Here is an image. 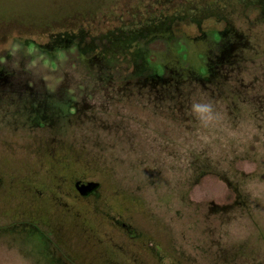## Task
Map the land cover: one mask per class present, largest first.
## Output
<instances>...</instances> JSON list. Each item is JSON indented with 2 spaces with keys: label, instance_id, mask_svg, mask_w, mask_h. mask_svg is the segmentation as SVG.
<instances>
[{
  "label": "rangeland",
  "instance_id": "obj_1",
  "mask_svg": "<svg viewBox=\"0 0 264 264\" xmlns=\"http://www.w3.org/2000/svg\"><path fill=\"white\" fill-rule=\"evenodd\" d=\"M190 1L213 5L165 0L163 10ZM161 3L0 0V230L15 226L0 232V264H53L40 235L28 231L39 219L49 220L55 237L79 232V250L86 233L96 234L85 251L93 264H132L122 253L134 247L126 239L142 243L137 264H264V19L257 4L237 6L235 31L220 45L205 31L224 30V22L182 25L181 43H190L183 46L221 66L205 84H134L129 68L106 70L102 59L82 60L75 48L50 54L22 45L26 37L46 43L41 33L57 26L131 23ZM149 47L170 72L187 73L167 38ZM36 116L40 127L30 121ZM77 179L100 187L79 200Z\"/></svg>",
  "mask_w": 264,
  "mask_h": 264
},
{
  "label": "trees",
  "instance_id": "obj_2",
  "mask_svg": "<svg viewBox=\"0 0 264 264\" xmlns=\"http://www.w3.org/2000/svg\"><path fill=\"white\" fill-rule=\"evenodd\" d=\"M250 1L252 4L249 3ZM167 2H170V0H167ZM197 3L198 1H190L189 4L169 3L170 8L164 11L166 3L165 0H162V10L156 8L158 10H155V13L141 16V18L131 23L128 21L118 23V25L108 27L105 30H94L85 25L79 26L77 29H63L57 26L53 30L41 33V35H46V43L41 44L37 42L36 38L26 37L23 38L22 45L24 47L32 45L33 47L46 49L47 53L50 54L75 48L82 60L87 61L96 57L102 59L107 65L106 70L118 68V66L129 68L128 77L134 84L138 82L141 85L169 88V86H178L188 79L200 84L210 83L212 79L218 77L216 74H219L217 71H220L221 66L215 69L204 53L198 51L193 55L188 48L183 46L184 43L188 44L189 39H185L184 43H181L186 38L182 35V25L194 24L199 28L202 22L210 20L224 22L228 26L224 30L211 28L205 31V34L210 36L213 43L220 45L225 42L226 32L235 31L231 16L238 9L237 6L241 7V12L242 9L246 10L257 4L260 18L264 19V1L212 0L213 5L211 6H206L207 1L201 5ZM160 37L168 39L172 51L186 64V67H183L187 72L186 74L181 75L170 72L165 65L153 56L149 44ZM230 49L232 48H226V51ZM1 73L2 69L0 68ZM65 106L68 111L72 109L70 104ZM30 121L39 124L40 118L36 116L31 118ZM69 158L73 163L77 162L74 157ZM73 158L75 161H73Z\"/></svg>",
  "mask_w": 264,
  "mask_h": 264
},
{
  "label": "flooded vegetation",
  "instance_id": "obj_3",
  "mask_svg": "<svg viewBox=\"0 0 264 264\" xmlns=\"http://www.w3.org/2000/svg\"><path fill=\"white\" fill-rule=\"evenodd\" d=\"M43 123L44 122H42L40 120L39 124H37V123L36 124H37V126L40 127V126L43 125ZM61 158H62V160H66L67 159V158L63 157V154H62ZM67 168H68V165H66L64 169H67ZM76 182H80V187H81L82 184H87L88 182H95V183H97V186L92 191H90V192H88L86 194H81L80 191L75 186ZM99 187H100V183L96 182V181H93V180L77 179V180H75L73 182V189L76 192L75 198H77L79 200H84V199H87V198L93 196L98 191ZM30 218L32 219V218H38V217L34 215L33 217L31 216ZM48 221L49 220H44L43 221V220L39 219L34 226H31L29 228L27 227V228L29 229L28 231H31L34 234H38V236L40 235L39 236V240H40L41 244L46 247V250L48 252V255H49L50 259L53 260V264H79L78 263L79 259L83 260V261H86V264H93V262L91 261V260H93V258H92V256H93L92 253L93 252H90V251L85 252V251H86V248H87V250H89L91 248V246H90L91 244H89V242H87V241H90L92 239V236L94 237L95 241H98V237L95 238L96 234H93L92 232H90V233H92V235H89V234L86 233L85 235H86L87 239H83L85 241V243H86V245H85L86 248H84V250L83 249L79 250L78 240L80 238H82V235L80 236L79 232L73 233V234H71V233L69 234V233H67V231H60L59 236L55 237L53 229L50 226L48 227V224H47ZM41 224H44L46 226L41 228L40 227ZM13 228H15V226L2 227V230H0V232L1 233L10 232V231H13ZM46 229H49V230L52 231V232L49 233V235H47V238L44 237ZM76 229L77 228H73V230H76ZM124 229L129 230L126 225H125ZM90 231H92V230H90ZM25 232L26 231L24 230V233ZM130 234L132 235L133 233H130ZM52 238L55 241L56 240L58 241V244H57L58 247H53L51 245L50 240H52ZM126 240H129L132 245L134 244V247H133V250H131V251L127 250L126 252L124 251L122 253L127 254V256L131 260L132 264H137V263H134L133 260L136 261V259H138V257L141 258V259H144V257H145V253L142 251L143 250L142 249V243H141V245L138 246L131 239H126ZM99 241H100V239H99ZM134 248H136V249L134 250ZM113 264H115V262H113ZM161 264H165V263H161ZM173 264H176V263H173Z\"/></svg>",
  "mask_w": 264,
  "mask_h": 264
},
{
  "label": "water",
  "instance_id": "obj_4",
  "mask_svg": "<svg viewBox=\"0 0 264 264\" xmlns=\"http://www.w3.org/2000/svg\"><path fill=\"white\" fill-rule=\"evenodd\" d=\"M75 186L80 191L81 194H86L92 191L97 186V183L88 182L87 184H82L80 187V182H76ZM165 264H173V263H165Z\"/></svg>",
  "mask_w": 264,
  "mask_h": 264
},
{
  "label": "clouds",
  "instance_id": "obj_5",
  "mask_svg": "<svg viewBox=\"0 0 264 264\" xmlns=\"http://www.w3.org/2000/svg\"><path fill=\"white\" fill-rule=\"evenodd\" d=\"M206 107H202V106H196V111L198 112H203V111H206Z\"/></svg>",
  "mask_w": 264,
  "mask_h": 264
}]
</instances>
